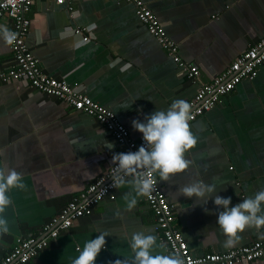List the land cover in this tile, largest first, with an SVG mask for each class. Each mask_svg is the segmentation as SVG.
<instances>
[{"label":"crops","instance_id":"1","mask_svg":"<svg viewBox=\"0 0 264 264\" xmlns=\"http://www.w3.org/2000/svg\"><path fill=\"white\" fill-rule=\"evenodd\" d=\"M144 2L177 44L181 58L198 67L196 78L179 69L126 0H66L63 5L35 0L27 14L26 46L44 72L112 111L132 139L142 136L132 127L133 119L166 110L176 99L188 102L264 37V0ZM12 29V21L4 17L0 72L15 65L4 36ZM77 29L88 31L87 42L74 34ZM189 125L197 143L185 153L188 168L168 180L156 174L174 206L173 228L183 234L195 257L261 239L264 227H246L234 245L225 247L212 201L200 205L195 197L179 195V190L197 179L216 183L217 194L230 196L235 204L264 189V65L255 79L241 82ZM114 152H123L122 146L93 116L26 82L0 83V168H14L23 183L9 190L10 204L0 210L9 223V230L0 233V261L19 237L40 235L74 196L107 174ZM127 191L129 185L117 187L115 199L105 198L27 264H72L84 242L102 232L107 234L106 244L97 264L117 259L132 264L129 239L135 230L150 231L165 245L157 251L173 254L144 196L128 209L123 198ZM236 264H264V258Z\"/></svg>","mask_w":264,"mask_h":264},{"label":"built area","instance_id":"2","mask_svg":"<svg viewBox=\"0 0 264 264\" xmlns=\"http://www.w3.org/2000/svg\"><path fill=\"white\" fill-rule=\"evenodd\" d=\"M34 1L0 0V22L4 17H8L13 23L11 33H14V39L10 42V47L15 62L11 70L0 72V83L26 82L31 88L66 102L75 110L93 116L102 126L114 134L116 141L122 146L123 152L137 150L144 143L142 136L138 139H132L129 130L118 121L112 111L78 93L71 88L66 80L46 74L39 60L28 49L26 36L29 33L30 20L27 18V14ZM55 1L59 5L66 2V0ZM126 1L135 6V12L140 22L147 26L150 34L167 51L179 69L190 79L196 78L199 75L198 67L181 58L177 44L168 36L164 26L144 0ZM87 32L85 29H77L74 34L81 36L83 42H87L89 40L86 35ZM263 65L264 37L238 56L216 80L199 88L196 95L188 101L191 105L189 124L219 104L221 99L234 91L241 82L255 79L259 68ZM113 172L114 165L107 174L99 177L83 192L74 196L59 214L43 226L40 235L19 237L10 253L0 261V264H27L46 249L50 241L56 239L62 231L70 229L80 218L91 215L94 207L105 198L115 199L117 187L111 183ZM152 177L153 191L150 195L143 196L156 217V229L161 232L170 251L178 255L183 264L251 263L264 258V235L261 239L245 246L222 253H207L195 257L191 253L183 234L178 229L173 228L172 224L175 221L174 206L170 204L162 191L155 173L152 174Z\"/></svg>","mask_w":264,"mask_h":264},{"label":"clouds","instance_id":"3","mask_svg":"<svg viewBox=\"0 0 264 264\" xmlns=\"http://www.w3.org/2000/svg\"><path fill=\"white\" fill-rule=\"evenodd\" d=\"M4 36L9 43L14 39V33L7 30ZM190 119V103L176 99L166 110L156 109L146 114L143 120L131 121L132 127L142 133L144 143L135 151L113 153L114 172L111 178L114 187L130 186V191L125 192L123 197L128 209L136 205L137 197L151 194L154 187L153 173L162 180H168L188 168L189 160L185 153L197 143V138L190 130ZM13 187H23L20 174L14 168H0V210L10 204L8 192ZM218 188L216 183H203L197 179L182 185L179 195L195 197L200 205L212 201L216 206L217 225L226 236L225 247L234 245L239 240L238 232L246 227H264V189L233 204L230 196L217 194ZM204 210L209 211L207 208ZM8 230V220L0 216V233ZM106 236L102 232L86 240L72 264H97V257L105 248ZM129 247L134 253L132 264H183L178 255L157 251L165 248V245L158 242L150 231H132ZM113 264L129 262L117 259Z\"/></svg>","mask_w":264,"mask_h":264}]
</instances>
